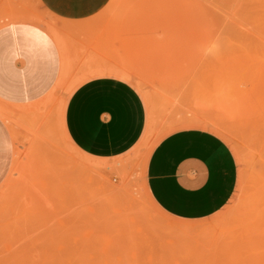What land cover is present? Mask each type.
<instances>
[{
	"label": "rangeland",
	"instance_id": "1",
	"mask_svg": "<svg viewBox=\"0 0 264 264\" xmlns=\"http://www.w3.org/2000/svg\"><path fill=\"white\" fill-rule=\"evenodd\" d=\"M5 3L0 26L42 25L66 49L63 22L36 0L19 10L8 0L10 13ZM86 21L80 44L131 75L150 131L122 157L88 159L60 122L63 99L88 71L62 78L30 119L45 124L44 145L0 187V264H264V0H111ZM186 127L222 136L239 168L228 204L197 220L163 211L145 181L158 140Z\"/></svg>",
	"mask_w": 264,
	"mask_h": 264
},
{
	"label": "crops",
	"instance_id": "2",
	"mask_svg": "<svg viewBox=\"0 0 264 264\" xmlns=\"http://www.w3.org/2000/svg\"><path fill=\"white\" fill-rule=\"evenodd\" d=\"M15 1L18 10L28 4ZM36 1L63 22L57 31L70 40L64 49L51 31L27 20L8 19L0 26V187L30 149L44 145L45 124L30 120L38 113L37 105L62 78L72 79L80 66L88 72L80 73L82 78L68 90L60 110L62 131L73 149L105 162L129 153L151 128L146 101L131 75L109 57L105 61L103 50L79 42L92 23L86 20L111 0ZM5 2L6 10L12 11ZM72 33L77 38L74 54ZM238 170L236 156L222 136L207 128L186 127L167 132L151 150L145 164L146 188L169 215L203 219L231 200Z\"/></svg>",
	"mask_w": 264,
	"mask_h": 264
},
{
	"label": "bare ground",
	"instance_id": "3",
	"mask_svg": "<svg viewBox=\"0 0 264 264\" xmlns=\"http://www.w3.org/2000/svg\"><path fill=\"white\" fill-rule=\"evenodd\" d=\"M2 111V110H1ZM259 220V219H258ZM262 220V219H261ZM257 225V224H256ZM260 225V224H259ZM253 226H255V225H253ZM259 229V228H258ZM250 236V235H249ZM133 238V237H132ZM257 238H258V236H257ZM260 238H261V235H260ZM239 240V239H238ZM125 243V242H124ZM237 243H239V242H237ZM121 244V243H120ZM254 245V244H253ZM234 246V245H233ZM256 248V247H255ZM128 249V248H127ZM242 249V248H241ZM238 250H240V249H238ZM244 251V250H243ZM245 252V251H244ZM240 253V252H239ZM241 253H243V252H241ZM246 253V252H245ZM260 253H262V251L260 252ZM259 253V254H260ZM235 256V255H234ZM253 256V255H252ZM233 257V256H232ZM240 260V259H239ZM255 261V260H254ZM260 261V260H259Z\"/></svg>",
	"mask_w": 264,
	"mask_h": 264
}]
</instances>
